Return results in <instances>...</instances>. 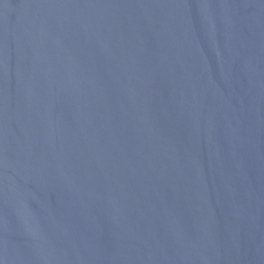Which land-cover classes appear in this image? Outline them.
Segmentation results:
<instances>
[{
    "label": "water",
    "instance_id": "obj_1",
    "mask_svg": "<svg viewBox=\"0 0 264 264\" xmlns=\"http://www.w3.org/2000/svg\"><path fill=\"white\" fill-rule=\"evenodd\" d=\"M0 264H264V0H0Z\"/></svg>",
    "mask_w": 264,
    "mask_h": 264
}]
</instances>
